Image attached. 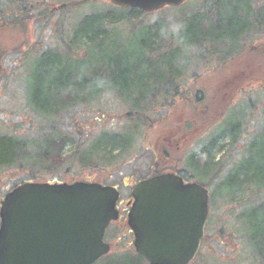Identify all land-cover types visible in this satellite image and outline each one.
Returning <instances> with one entry per match:
<instances>
[{
  "label": "trees",
  "instance_id": "1",
  "mask_svg": "<svg viewBox=\"0 0 264 264\" xmlns=\"http://www.w3.org/2000/svg\"><path fill=\"white\" fill-rule=\"evenodd\" d=\"M99 1L65 3L54 11L62 13L71 8H85L89 3ZM183 7L184 4L175 9ZM35 9L36 6L29 7L24 0H0V19L3 21L0 23V31L4 32L9 27L21 36V33L29 31L27 27L32 21L34 24L53 19L52 12L47 10L34 16L32 12ZM118 9V13L88 11V14L77 15L67 24L66 21L58 20L54 32L63 53L40 46L31 55H27L25 60H20V66L25 65L26 61H33L31 83L25 99L31 112L41 122L35 129L36 124L25 130L26 133L34 130V138L24 133L18 134L19 130L15 126L9 127L11 129L8 134L0 133V171L14 169L10 176H5L6 173L1 175L0 186L5 182L2 178L13 182L15 177V180L25 178V174L35 177L32 170L37 163L46 171L59 168L68 156V159L77 160L94 174L113 173L115 169L125 166L124 162L131 156L124 160L121 157L138 142L136 140L142 136L140 129L144 128L147 132L154 130L158 127L155 124L163 118L159 117L154 122L150 115H154L155 110L171 111L176 100L181 98L186 100L189 111H201L205 99L197 92L198 89L195 90L199 79H193L187 86L189 79L185 86L187 90L181 92L184 77L193 64L194 67H201L204 63L205 69L213 60L217 64L214 69H223L229 64L243 61L244 73L240 70L232 77L242 80L243 74L246 76L247 80L239 83L244 94L256 87L264 93V72L254 73L250 67V63L255 62V58L251 60L254 55L264 57V0H199L193 14L184 17V29L169 24L164 14L170 8L152 13L163 15L159 20L149 19L152 14H145L138 9ZM13 17L16 19L13 20ZM16 28L21 32L16 31ZM49 29L40 25L34 31L45 33ZM125 30L130 35L143 31L142 37L131 46V50L122 55L118 51L125 49L126 44L116 39ZM115 41L114 45L111 44ZM27 48L23 44L15 51L22 54ZM7 56L8 51L0 47V82L3 81V91L4 83L9 79L3 65ZM254 67L264 71V63ZM216 71L220 70H211V73ZM109 93L128 109L124 116H118L119 121H125L119 131L106 129V124L112 118L103 109L95 110V116L86 118L91 114L88 112L94 111L92 106ZM223 94L226 107L221 106L220 109L224 112L221 111L213 118L214 122L207 123L204 129L199 126V133L196 131L194 143L212 129L201 151L206 155V161L202 163L197 160L194 153L186 159L182 154L176 160L178 165L174 171L182 176L190 173L191 178H197L199 184L209 191V200L212 199L215 204L217 197L238 206H242L243 202L240 220L244 230H240L243 232L241 239L244 246L249 249L246 254L249 259L264 264V124L254 119L257 124L255 131L248 136L250 139L238 151L236 158L220 162L219 152L224 149L222 144L227 141L231 151L235 149L244 126L242 115L228 117L234 104L233 100H229L235 94L228 98L229 92L226 89ZM256 104L249 121H253L254 112L260 109L261 114H264V102L258 100ZM101 112V116L105 117L103 122L98 121L96 116ZM224 116L225 119H222ZM218 124L220 127L213 132ZM184 128L187 134L197 130L190 124H185ZM147 132H143L144 139L139 140L143 145L147 143ZM155 143L161 145V142ZM180 144L184 145L182 141ZM161 152L158 150L157 160L161 159ZM146 154L148 161L149 153ZM155 161L151 170L159 174L156 172L164 168V165L156 164ZM227 163H231L229 168ZM115 164L117 166L114 167ZM215 237L223 243L227 241L228 235L221 230ZM132 252L139 261L145 263ZM120 259L127 264H140L129 255L121 256ZM120 262L117 260L116 264Z\"/></svg>",
  "mask_w": 264,
  "mask_h": 264
},
{
  "label": "rangeland",
  "instance_id": "2",
  "mask_svg": "<svg viewBox=\"0 0 264 264\" xmlns=\"http://www.w3.org/2000/svg\"><path fill=\"white\" fill-rule=\"evenodd\" d=\"M24 1L29 5V7L36 6V9L34 12H32L34 16L38 15L41 11L45 12L47 10L49 13L52 12L53 19L49 22H45L43 20L42 22H35L34 24L32 21L27 27L29 31L24 34L21 33V36L16 34L15 30L10 29L9 27H6L7 29L5 28L4 32H2L3 30L0 31V47H3L8 51V56L6 57L3 65L4 69L9 74V79L6 81V83H4V91L1 89L3 81L0 82V133L8 134L11 129L9 127L15 126V129L19 130L17 131L18 134L24 133L25 136L34 138L36 136L34 130H30L28 133L25 131L27 129H31L34 124H36L34 125L35 129L37 124L41 122L40 118L31 112V109L28 107L27 101L25 99L26 93L29 91V85L31 83L30 78L32 76L33 61H26L25 65L20 66V60H22V58L25 60L27 55H31L35 49L40 46H42V48L56 49L57 51L63 53L64 50L59 44L57 35L54 32V28L56 27L58 20L66 21L65 24H67L71 23V21L74 20L77 15L80 16L85 13L88 14V11L92 13H101L105 11L118 13L119 9L111 4L108 0H100L97 3H89L85 8L76 7L74 9L71 8L60 13L58 10L54 11V9H60L62 4L79 0ZM198 5L199 0H187L184 3V7L182 9L167 10L165 11L166 13L164 15L167 16L171 26L176 25L178 28L184 29V17L192 15ZM162 16L163 15L160 14H152L149 16V19L159 20ZM15 19L16 18L13 17V20ZM2 22L3 21L0 19V23ZM40 25L42 27H49L51 29L45 33H36L34 28L39 27ZM143 30H140L139 34L133 35H130L128 30L123 31L116 41L126 44V48L118 51V54L123 55L129 52L131 50V46L136 43V41H138L139 37H142L141 32ZM16 31L20 30L16 28ZM116 41L111 44L114 45ZM23 44L29 47L27 48L26 52L23 51L21 54L20 52L18 53V51H15L20 45ZM255 45L256 44H252V46ZM253 58H255V62L250 63L252 71L254 73L264 72L259 70V68L255 69L254 67V65H262V63H264V57H261L260 55H254L251 58L252 61ZM212 61L213 60L208 63V67L205 69L203 68L204 63L201 67H199V65L198 67H194L193 64L189 69L188 75L184 77V82L181 88V92H184L187 90L185 86L189 79L190 80L188 81L187 86L192 82L193 79H199L196 83L195 90L198 89V93H201L202 97L205 98L203 106L200 107V110L203 112L198 111L197 109L189 111L190 108L186 100L181 98L176 100L175 106L171 111L168 109H162L158 111L155 110L154 115H150L151 119L156 122L159 117L163 118L155 124L158 127L154 130L150 129L147 132L144 128L142 130L140 129L142 136L138 137L136 140V142H138L133 145L132 150L126 151L121 157L124 160V158L126 159V157L131 156L126 162H124V164L126 163L125 166L118 168V170L115 169L113 173L94 174V172L92 173L88 170V167H82L77 160L72 161L68 159L70 156L65 159V163L62 166L51 171L42 169L40 163H37V165L33 166L34 169L32 170L34 172L33 174H35V177L26 176L25 174V178L21 177L22 179L18 178L15 180V177L12 179L14 180L13 182H8L9 180H7V178L1 179L3 182H5L0 186V202L7 193V188L12 186L14 183L53 184L56 183L55 181L57 180L61 181V183H71L72 180L91 179L103 185H109L118 188L121 194V199L123 200L120 208L123 209L124 202H126L130 197L129 194L131 193L134 183L138 182V180L140 181L146 178L150 174L149 169H151V166L155 161L154 159L158 161L157 151L154 150L153 144H151V146H149V144L155 142L165 143L163 145L157 146L158 150H162L161 159H159L161 165H164V167H176L178 165L176 160L181 158V155H179L177 151V147L180 143L179 140H181L183 144L188 143L191 145V143L197 138L196 133H199L200 131L199 126L200 128L202 126L201 129H204L207 123L214 122L213 118L217 117L222 111L220 107L225 106L226 99L225 95L223 94L224 89L229 92V94H227L228 98L230 95L235 94V97L229 100H233L232 102H234V104L232 109L228 112V117L236 118L237 114L242 115V126L244 125V128L242 127L243 131L241 130L242 134L240 135V140L234 147L235 149L231 151L230 145L227 143V141L226 143L222 144L224 149L219 152V155L221 156L219 159L220 162H228V159L231 158L235 159L238 151L241 150L245 142L250 139L248 136L252 135V133L255 131V125L257 124L254 122V119H257L258 123L261 122L264 124V114H261L262 109L258 110L256 113L254 112L253 121H249L250 113L252 112L255 105H257V101L259 100L260 102H264V93L262 92L261 88L253 86L256 88L244 94L241 89L242 85H239V83L247 80L246 76L243 74L242 80H235V77H232V75L236 76L240 70H243L244 73L243 63L245 62L242 61L232 63L223 69H214L217 64ZM18 66L20 67L17 70ZM211 70L220 71H216V73L213 74L211 73ZM258 70L259 72H257ZM13 72L15 73L13 74ZM235 87H237V89ZM92 109L94 111L88 112L91 114L86 118L95 116V110L103 109L107 116H111L113 119H111L105 127L106 129H111L114 131L121 130L120 126L125 123V121H119L118 116H124L125 113L128 112V109L119 103L115 96L111 93L106 94L101 100H99L97 104H94ZM238 110L241 111L240 114L238 113ZM102 113L103 112L96 116L98 121L102 120L103 122L105 121V117L103 118L101 116ZM225 117L226 116H224L222 119H225ZM260 118H262V120ZM185 124H190L193 129L197 128V130L195 129L193 133L187 134L188 132L186 133L184 128ZM220 124L217 125L213 132L220 127ZM90 127L93 128L92 124H90ZM211 131L212 129L204 134L202 133L203 135L200 139H198L191 146L187 147L189 149H187V152L184 154L185 159L194 153L196 154L194 156L197 160H200L202 163L206 161V155L201 153V151H203V144L210 136ZM143 132H147V143L145 142L146 144L144 145L141 144L142 142H139V140L144 139ZM164 137L169 138L167 140L164 139ZM175 141H177V145L171 146L168 144ZM147 152L149 153L148 161H146L148 156L146 154ZM135 155L137 156L136 158ZM165 157L167 158L164 160ZM130 160L132 161L127 165V162ZM226 165L227 168H229L231 163H227ZM115 166H117V164H115L114 167ZM105 170H107V167ZM13 171L14 169L1 170L0 177L4 173H6L5 176H10L14 173ZM186 175L190 177V173H187ZM190 180L199 183L197 178ZM248 194L244 196L247 197ZM217 198H215V200H217L216 204L212 202V199L209 200L210 215L206 224L205 241L204 243L202 242L200 251L192 264H259L258 260H251L248 258L246 253L249 252V249L247 246H244V243L241 239L243 237L242 231L244 230L241 225L242 221L240 220L242 217V215H240L242 212V206H244L243 202L242 206H238L236 203L232 204L226 202L224 199H222V197ZM124 217L125 215H123V218L119 222L116 224L112 223L106 229L104 241L110 244L113 253L106 258H100L94 264H116L117 260H121L119 264H127L126 262L122 261V259H120L121 256L127 255L131 256V259L135 262L146 264L139 261L131 250L133 247V235L130 229L127 227ZM221 230H223L225 234L228 235V238H226L227 241H223V243L217 240L215 237V235ZM230 237L232 239H230Z\"/></svg>",
  "mask_w": 264,
  "mask_h": 264
},
{
  "label": "water",
  "instance_id": "3",
  "mask_svg": "<svg viewBox=\"0 0 264 264\" xmlns=\"http://www.w3.org/2000/svg\"><path fill=\"white\" fill-rule=\"evenodd\" d=\"M145 13L186 0H109ZM128 213L134 248L148 264H190L208 218L207 191L164 174L138 183ZM119 193L97 183L22 184L0 207V264H93L109 252L105 229Z\"/></svg>",
  "mask_w": 264,
  "mask_h": 264
},
{
  "label": "flooded vegetation",
  "instance_id": "4",
  "mask_svg": "<svg viewBox=\"0 0 264 264\" xmlns=\"http://www.w3.org/2000/svg\"><path fill=\"white\" fill-rule=\"evenodd\" d=\"M131 198L129 200H127L125 203H124V208L121 209V202L117 204V210L119 212V218H118V221L119 222L122 218H123V215L127 214V211H128V204L130 202Z\"/></svg>",
  "mask_w": 264,
  "mask_h": 264
}]
</instances>
